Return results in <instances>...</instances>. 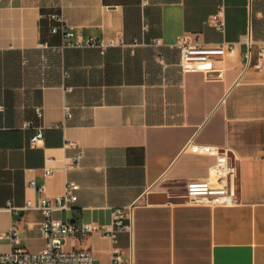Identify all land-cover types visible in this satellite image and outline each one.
<instances>
[{"label": "crops", "instance_id": "1", "mask_svg": "<svg viewBox=\"0 0 264 264\" xmlns=\"http://www.w3.org/2000/svg\"><path fill=\"white\" fill-rule=\"evenodd\" d=\"M149 1L1 0L0 235L16 222L23 247L42 249L43 213L12 208L39 198L31 180L51 197L74 180L76 203L56 213L64 221L104 225L114 208L133 207L132 229L116 243L100 231L66 242L92 251L95 264H112L116 247L124 264H264V0ZM222 5L219 30L209 18ZM54 12L105 52L62 48ZM180 35L235 51L211 72H184ZM38 126L44 139L33 147ZM200 145L228 153L240 204L184 199L189 181L214 179L216 156ZM80 151L78 167H67ZM11 249L0 239V253Z\"/></svg>", "mask_w": 264, "mask_h": 264}, {"label": "built area", "instance_id": "2", "mask_svg": "<svg viewBox=\"0 0 264 264\" xmlns=\"http://www.w3.org/2000/svg\"><path fill=\"white\" fill-rule=\"evenodd\" d=\"M1 3V0H0ZM150 3L149 0H141V6L145 8ZM54 21L51 31L62 36V48L72 47H95L105 52L106 45L96 37L84 38L77 34L75 26L69 24L62 12H54L48 15ZM209 23L215 25L219 30L225 28L224 6L209 18ZM156 45L161 43V39L154 40ZM46 46V44H41ZM176 46L180 49V65L184 72H211L216 67L219 57L235 51L232 42H222L219 44L201 43L193 41L186 35L177 38ZM245 59L250 61L251 50L244 54ZM264 62V47L260 51V64ZM5 110V105L0 103V111ZM67 117L71 116L70 107H66ZM35 111L39 116L43 115V108L36 106ZM32 121H26L24 128L32 126ZM44 139V128L38 126L35 134L30 138L31 146H38ZM203 154L216 156V162L210 171L214 179H193L186 185L185 197L191 203L209 204L212 206L229 205L235 206L241 203L238 190V172L235 164L230 161L228 153L219 150L211 145H200ZM83 157V151L78 152L68 163L67 167H78ZM45 175L53 172L52 168L44 169ZM30 185L41 194L37 200L28 199L22 207H13L16 215L22 210L37 209L43 213L41 232L45 238V246L39 251H29L22 245V239L18 224L13 222L12 227L7 232L0 235V239L9 241L12 249L6 253H0V264H95V255L88 250L67 249L68 240L77 241L85 239L90 233L100 231L110 236L116 243L118 233L130 231L132 229L133 207H116L112 211L111 221L101 225L94 222H84L80 225L64 221L56 216L59 211L71 209L78 199L77 191L79 184L74 180H68L65 184L64 192L56 196H46L44 186L38 185L35 180L30 181ZM125 255L118 247L114 248L112 254V264H124Z\"/></svg>", "mask_w": 264, "mask_h": 264}, {"label": "water", "instance_id": "3", "mask_svg": "<svg viewBox=\"0 0 264 264\" xmlns=\"http://www.w3.org/2000/svg\"><path fill=\"white\" fill-rule=\"evenodd\" d=\"M185 200H187V198L185 197L184 198ZM170 201H173V202H178L179 201V199H171Z\"/></svg>", "mask_w": 264, "mask_h": 264}]
</instances>
